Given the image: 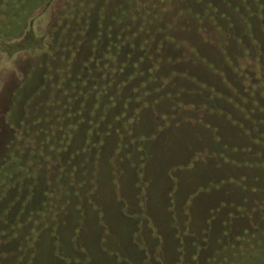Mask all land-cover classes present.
I'll return each instance as SVG.
<instances>
[{"label": "trees", "instance_id": "obj_1", "mask_svg": "<svg viewBox=\"0 0 264 264\" xmlns=\"http://www.w3.org/2000/svg\"><path fill=\"white\" fill-rule=\"evenodd\" d=\"M236 1L0 0L2 42L23 37L30 17L45 8L52 14L47 47L29 55L33 71L9 91L26 98L13 104L11 94L5 123L18 130L0 150V264H103L96 242L79 238L81 226L89 227L82 209L97 214V244L115 256L106 257L104 264H161L148 254L129 255L127 250L142 252L140 243L126 249L123 233H113L111 205L117 203L119 212L122 205L101 191L99 160L119 156L122 146L129 150L132 142L143 143L149 155L155 146L142 133L153 131L155 140L159 131L193 122L215 131L212 120L227 101L237 108L233 119L244 126L238 135L246 137V145H224L230 151L224 154L226 161L210 159L222 154L209 149L196 157L217 164L220 188L232 180L264 189V0H246L241 13L228 6L229 17L221 16L224 6ZM257 21L258 36L252 27ZM235 36L242 54L224 50L222 64L214 50L225 38L231 46ZM23 52L13 60L17 65L24 66ZM128 54L131 75L121 59ZM177 80L185 85L173 92ZM186 97L193 101L179 111L177 105L184 107ZM38 104L42 112L33 111ZM112 136L114 147L107 155L104 147ZM185 166L174 167L170 175ZM73 213L76 256L66 252L62 238L64 218ZM123 228L128 238L127 225ZM48 242L62 257H39Z\"/></svg>", "mask_w": 264, "mask_h": 264}, {"label": "rangeland", "instance_id": "obj_2", "mask_svg": "<svg viewBox=\"0 0 264 264\" xmlns=\"http://www.w3.org/2000/svg\"><path fill=\"white\" fill-rule=\"evenodd\" d=\"M235 3L225 5L221 16H228V6L236 11L239 9L240 13L241 8L246 11V0H237ZM36 15L30 17L23 37L11 42L0 41V150L4 142L7 143L18 130L16 127L13 130L5 123L12 106L11 92L16 84L25 79L26 74L33 71L32 64L27 63L29 55L35 57L36 53L47 47V26L52 16L51 10L45 8ZM252 27L258 36L260 22L257 21ZM235 38L232 37L231 46L228 45L229 38H225L221 42L222 46L214 50L222 64L225 63L227 53L242 54L241 46ZM20 51H24L19 57L23 59L24 66L17 65L18 60L13 61ZM128 55H122L121 59L127 61L125 67H129L128 75H131L132 57ZM184 85L185 81L177 80L173 92L182 90ZM13 97V104L24 102L26 98L24 95L17 97L16 93ZM186 100L184 107L177 105L179 111L189 109L193 97H186ZM38 107L39 104L33 111L42 112L43 108L37 110ZM233 108L234 102L227 101L222 108L223 112L215 114V122L212 120L217 126L215 131L197 122L159 131L155 140L153 131H150L142 133L144 139L155 146L149 155L143 143L137 142L135 145L132 142L129 150L122 146L119 156L107 159L102 157L99 160L101 191L111 194L113 200L120 201L122 205L120 212L117 203L113 201L111 205L114 210L113 233H123L126 249L127 246L133 247L134 242H139L142 248L141 253L138 250L135 253L127 250L129 255L132 253L134 257H144L148 254L146 257H155L161 264H264V189L257 183L253 184L258 185L256 188L242 187L243 184L241 186L238 181L232 180L224 183L221 189L218 185L223 178L222 172L215 170L217 164L213 167L211 161L204 163L201 156L196 157L203 149H209L222 154L221 157L210 159L226 161L228 156L224 154L230 153L231 147L246 145V137L238 135L244 126H237L234 122ZM159 113L155 116L157 120L161 119ZM122 121L124 118L118 119L116 127L121 126ZM77 129H81V124ZM17 133L18 139H23V134ZM113 139L112 136L107 142L109 146L104 147L107 155L114 147ZM184 165L185 168L178 170V175H170L174 167ZM102 172L105 175L102 176ZM123 210L130 218H125L121 212ZM73 214L64 218L67 223L62 229V238L66 252L76 256L78 241L72 238L71 233H75L78 222L76 214ZM82 214L90 220L87 217L89 227L81 226L83 229L79 238L82 242L89 243L92 240L99 243L101 231L95 226L97 214L89 209H82ZM120 220L122 229L117 228ZM126 225L129 229L128 238H125L127 232L123 228ZM102 243H105L104 240ZM96 244V252L102 261L99 263L104 264L106 257H115ZM106 246V249H110V245ZM100 247L104 254H100ZM57 248L59 250V246ZM39 257H62V253L53 251L52 243L48 242L46 250Z\"/></svg>", "mask_w": 264, "mask_h": 264}]
</instances>
